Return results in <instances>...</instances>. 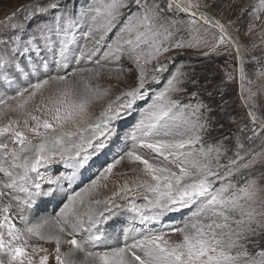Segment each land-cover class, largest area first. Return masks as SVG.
<instances>
[{"label": "snow or ice", "instance_id": "obj_1", "mask_svg": "<svg viewBox=\"0 0 264 264\" xmlns=\"http://www.w3.org/2000/svg\"><path fill=\"white\" fill-rule=\"evenodd\" d=\"M167 6L169 9L173 6L172 0ZM57 7L55 3H50L47 8L35 3L29 6L22 20L19 12L23 9L11 13L6 18V26L13 34L9 41H0V115L20 110L24 117L23 127L31 133L29 138L20 130L19 119L0 126V134H11L12 142L19 145L10 148L8 143H0V173L7 177L6 181H0V197L7 194L4 190L16 193L0 207V264H48L47 254L37 260V253H47V250L38 244H30L33 237L55 242L56 264H76L66 255L71 257L72 250L83 252L86 246L101 247L105 236L100 226L114 219L121 209L131 213L122 246L87 251L86 257L92 264H264V240L261 239L264 237V219L258 218L264 217V213L258 212L253 204L245 207L244 203L256 194L253 191L256 182L248 181L245 186L237 187L227 179L256 161L242 163L245 157L237 151L235 158L228 157L227 163H221L222 156L228 151L223 145L210 146L207 151L201 146L198 153L189 150L202 140L201 133L206 131L208 122H201L203 105H182L179 99H173V93L186 91L179 69L152 97V103L121 141L125 147L131 142V148L121 149L87 186L67 195L55 221L59 234L42 231L47 220L28 224L24 214L26 209L35 212L44 199L58 192L67 193L63 184L66 182L71 188L83 170L120 139V122L131 114L138 100L148 95L151 84L158 83L159 73L166 70L164 64H158L152 74L146 76L149 70L145 64L168 51L164 40L172 36L165 26L164 10L158 0H96L92 7L81 13L74 5L65 7L51 23L37 24L25 38L24 33L33 20ZM176 7L190 12L192 5L189 3L181 8L180 0H176ZM202 18L206 19L203 15ZM11 20L17 22L7 23ZM81 20L87 25L82 37L90 40L93 46L80 47L78 55H74L70 45ZM216 26L224 32V25L219 21ZM116 29V38L107 43L104 59L118 62L127 55L139 73L137 84L122 93L124 103L109 102L99 116L91 120L89 105L92 100L65 88L51 101L53 106L45 114L46 118L41 119L27 110L37 92L51 81L67 83L69 76L85 71L77 67L68 72V68L72 61L91 59L99 46L106 43L108 34ZM224 39L222 35L220 41ZM173 46L184 45L176 43ZM48 53L52 56L51 64ZM29 72L37 74L35 82L29 80L28 87H23L25 81L21 77ZM61 72L65 74L60 75ZM41 75L47 78L41 79ZM7 91H14L15 95L9 96ZM9 100L17 103L13 106L8 104ZM188 108L192 111L184 115ZM177 119L182 121L183 131L176 130L179 127ZM252 119L256 121L257 117L253 115ZM142 149L148 150L159 162L145 158ZM126 158L143 166L140 171L144 178L131 183L125 181L111 196L90 200L86 214L77 212V204L83 205L85 198L95 192L100 182L107 180L116 165ZM60 166L66 171L55 176L46 175L48 170ZM117 198L126 201V206L116 203ZM140 199L144 202L137 203ZM13 201L19 220L26 225L23 229L17 227L10 216ZM100 205L104 206L102 211ZM193 207L196 210L191 213V222L182 226L163 225L172 214ZM155 225H163L169 231H164L163 227L153 231ZM80 232L88 233L87 240L79 242L75 238ZM62 234L73 238L64 241ZM173 235L179 239L173 240ZM62 242L72 246L68 254L61 252ZM249 245L253 248L251 252Z\"/></svg>", "mask_w": 264, "mask_h": 264}, {"label": "rangeland", "instance_id": "obj_2", "mask_svg": "<svg viewBox=\"0 0 264 264\" xmlns=\"http://www.w3.org/2000/svg\"><path fill=\"white\" fill-rule=\"evenodd\" d=\"M187 1L194 5H199L198 8L216 18L224 25V32H221L218 27L206 23L188 12L178 9L175 0H172L173 6L170 9L167 6L169 0H158L161 8L164 10L165 26L172 32V36L164 40V46L168 48V51L162 52L157 59L145 64V68L149 70L146 76H150L152 70L155 69L158 64H164L166 70L159 73L158 83L151 84L147 89L148 95L143 100H138L133 110H131V114L120 122V139L116 140L107 151L101 154L89 167L83 170L77 181L73 182L74 187L68 188L66 182L63 184V187L68 189L67 193L87 186L91 180L98 175L103 165L112 160L113 155L120 152L121 149L127 151L128 148H131V142H128L127 147H125L121 141L126 138V133L136 124L142 113L146 111L148 106L152 103V97L165 87L167 80L179 69L183 74L181 79L183 80V87L186 91L173 93V99H179L182 105H203L201 109L203 113L202 123L209 119L213 122L219 117L222 119L223 123L228 125V127L220 126L217 136L210 133L208 135L206 129V131L201 133L202 140L189 150L198 153L201 146L207 151L210 146L217 147L223 145L228 151L226 156H222L221 163H227L228 157L235 158L234 154L237 151H239L240 156L245 157L242 163H249L255 159L256 162L249 168H241L239 172H234V174L227 179L237 187L245 186L248 181H255L256 187L253 191L256 194L252 197V200L244 202L245 207H247L248 204H253L258 212L264 213V125L260 124H264V3H262V0ZM95 2L96 0H0V41H9L12 36L13 33L11 29L6 26V18L18 9H23V11L19 12V19L22 20L23 17L27 15L30 5L39 3L45 8H47L50 3L58 5L56 9L49 10L45 16L33 20L31 27H28L27 31L24 33L26 38L35 30L37 24L42 22L51 23L65 7H72L74 5L76 11L81 13L87 8L92 7ZM16 22V20L7 21V23ZM84 31H87V25L81 20L76 30L74 42L72 46L70 45V50L74 55H78L77 49L80 47L87 45L88 48H91L93 46L90 40L86 41L82 37ZM116 31H118V29L108 34L106 43L99 46L97 52L91 59H84L81 62L72 61L71 67L68 68V72H72V69L77 67L85 71L69 76L67 83L51 81L48 85L44 86L42 90L37 92L36 96L27 105V110L31 111L33 115L40 116L41 119L46 118L45 114L48 109L53 106L51 101L58 98L60 92L65 88L74 90L79 96H88L92 100V103L89 105V118L91 120H95L109 102L115 101L124 103L125 98L122 97V93L130 90L137 84L139 73L138 69L128 59L127 55L122 56L118 62L111 58L107 60L104 59V50H106L107 43H111L112 40L116 38ZM226 32L227 36L231 38L234 44L226 37ZM222 35L225 36V39L220 41ZM176 43L183 44L184 46H173ZM205 53H208V55H205ZM238 53L242 59L243 68L242 66L239 67L240 60ZM255 55L260 56V59L256 58ZM196 57L222 58L220 65L211 68L212 71L216 70L215 77L218 76L220 88L221 85H226L222 87V95L228 93V98L220 105H215L214 103V105H209L204 99H201V92H205L206 96L214 97L211 90L215 89L217 84H208L204 86L196 83V75L202 74L203 70V66H199L202 64L198 62L197 64L194 63ZM47 59L49 60V64H51L52 56L50 53L47 54ZM97 60L100 61L99 64L96 63ZM244 62H249L251 64L248 72L245 70ZM52 74H55L54 67ZM59 74L64 75L65 73L61 72ZM36 75V73H33L32 78L29 79L32 83L35 82ZM40 78L45 79L47 77L41 75ZM21 80L25 81L22 86L28 87L29 80L24 76L21 77ZM193 81H195L194 84L192 83ZM231 86L236 88L235 93L232 92ZM227 87H229V89L225 91ZM192 93H196V95L193 96ZM6 94L14 96L15 92L7 91ZM89 94H93L94 96L90 97ZM118 97H120L119 101H117ZM16 103V100L8 101V104L13 106H15ZM191 111L192 108H188L184 115H188ZM179 115L178 113V116ZM253 115L257 117L256 121H253ZM23 118V114L20 110L15 112L8 111L0 115V126L6 125L9 120L19 119L21 122L20 130L24 131L25 134L31 138V133L23 127ZM176 124L179 126L176 130L183 131L182 121L180 119L176 120ZM12 141L13 137L11 134H0V143H8L10 148L19 146ZM240 145H243V148H240ZM141 154L145 155V158H148L151 162L158 163L154 155L148 150L142 149ZM131 163L133 164L131 165ZM138 167H140V169H138ZM142 167L143 166L138 163L129 162L127 158L124 159L120 164L116 165L113 174L109 176L107 180H102L97 190L85 198V203L83 205L77 204L76 211L83 215L84 213L82 212L89 210L88 202L90 200H103L105 197L111 196L112 192L116 191L125 181L131 183L133 180L143 179V174L140 171ZM41 171L44 172L45 170L41 169ZM65 171L63 166L58 168L54 167L48 170L46 175L55 176ZM6 179L7 177H5L3 173H0V181H6ZM108 183H110V185H108ZM45 189L47 190L46 187ZM4 191L8 192L7 190ZM60 193L61 192H58L53 196L54 205L51 207H49L51 201H47V198L44 199V201L41 202L42 206H39L35 212L31 213L32 220L29 222L34 224L42 223V219L35 222L36 216L42 213L48 214L49 216H52L54 213L57 215L63 203L67 200V193L62 192L66 195L65 197L62 196L61 200L58 198ZM2 200L7 201L8 199L6 197H0V204H7L6 202L2 203ZM143 202L142 199L137 201V203ZM116 203L126 206V201L120 200L119 198L116 199ZM103 208V205L99 206L101 211ZM15 209L16 207L13 205V209L10 212L13 222L16 226L20 225L22 228L26 227L25 223H21L19 220V213ZM195 210V207H193L191 209H185L181 213L172 214L164 220L163 225L175 224L182 226L185 222H191V213ZM117 215L120 218H118ZM117 215L115 216L116 220L110 221L107 227L106 225L100 226V230L103 234L106 228L110 229L114 227V230L116 228L117 240L115 238V242H118L112 247L122 246L125 240L124 229L130 226L128 219L131 213L121 209L117 212ZM57 218V216L52 219L48 217L47 221L51 219L52 222L55 223ZM258 218L264 219V217ZM85 219H87L86 215ZM163 225H155L153 231L160 230ZM136 227L139 228L140 225L137 224ZM163 230L169 231L167 227H163ZM52 234H59V232L54 230ZM86 235L88 236L87 232H80L75 234V238L79 242H83L85 241L84 236ZM62 236V239H65V241L73 238L66 234H62ZM104 236L105 239L100 248L92 246H90V248L86 246L87 248H85L83 252H75L72 250V246L69 245V248H66L67 250L62 253L68 254L70 250H72L73 255L71 257L66 255V258L75 260L76 264H92L86 257L87 251H105L107 247H111L105 244L106 241L111 240L108 233H105ZM136 238L139 239V237ZM171 238L176 240L179 239V236L173 235ZM261 239L264 240V237H261ZM29 242L30 244H38L40 247L44 248L41 243L42 241L34 237ZM113 242L114 241L111 240L110 243L112 244ZM128 242L131 243L132 241L128 240ZM249 251H253L251 245H249ZM40 255H45V253L38 252L36 256L37 260ZM48 264H52L50 260H48Z\"/></svg>", "mask_w": 264, "mask_h": 264}, {"label": "bare ground", "instance_id": "obj_3", "mask_svg": "<svg viewBox=\"0 0 264 264\" xmlns=\"http://www.w3.org/2000/svg\"><path fill=\"white\" fill-rule=\"evenodd\" d=\"M176 1V0H175ZM189 3L192 5V7H191V10H190V12H188V13H190V14H192V15H194V16H196V17H198V18H200V19H202L204 22H206V23H209V24H212V25H214V26H216V21H218L216 18H214L212 15H210V14H208V13H206V12H204V11H202L200 8H198V7H195L196 5H194L193 3H191V2H189V1H187V0H180V4H181V8H183V7H185V6H188L189 5ZM202 15H203V17H206V19L205 18H202ZM217 27V26H216ZM226 36H227V32H226ZM228 37V36H227ZM230 40V39H229ZM231 41V40H230ZM49 54V53H48ZM51 58V57H50ZM239 67H241V65H239ZM32 76H33V73L32 72H29L28 73V75L27 76H24L26 79H30V78H32ZM242 79V78H241ZM25 80V79H24ZM240 83L242 84V82L240 81ZM97 86V85H96ZM90 95V97H93L94 95L93 94H89ZM155 161V160H154ZM158 161V160H157ZM129 162H131V161H129ZM159 162V161H158ZM133 163H131V165H132ZM138 169H140V167H138ZM108 185H110V183H108ZM75 189V188H74ZM46 190V189H45ZM73 191H78V189L76 190H73ZM7 194L4 196V197H6L8 200L7 201H5V200H2L3 202L2 203H4V202H6V203H8L10 200H11V196L12 195H15L16 193L15 192H6ZM71 193H72V191H70V192H68L67 193V195H71ZM61 194V195H60ZM59 194V199L61 200L62 199V196L63 197H65V195L66 194H63L62 192ZM66 195V196H67ZM53 198V199H52ZM51 199H49V198H47V201L49 200V201H51V203H49V204H51L49 207H51V206H53L54 205V197H52ZM58 198H56V199H58ZM53 200V201H52ZM59 200V201H60ZM44 201V200H43ZM42 201V202H43ZM13 203V205H15V202L13 201L12 202ZM4 205V204H3ZM3 205L2 204H0V207H3ZM39 206H42V204L40 203L39 204ZM17 212H18V210L17 209H15ZM51 210V209H50ZM58 210V209H57ZM32 212H34L32 209H26L25 210V216H26V218H27V220H28V224L29 225H31V224H34V223H32V222H29V221H31L32 220ZM59 212V211H58ZM88 212V210H86L85 212H82V213H84V214H86ZM58 214V213H57ZM57 216L56 215V213H54L52 216H49L48 214H45V213H42V214H39V216H36L37 218H35V222H38V220H41L42 219V221L44 222L45 220H47V218L48 217H50L51 219L53 218V217H55V216ZM118 216V215H117ZM118 218H120L119 216H118ZM49 220L48 221V223L47 224H45L44 225V227H43V229H42V231L45 233V234H49V233H53V231L55 230V231H58V226L55 224V223H53L52 222V220ZM112 220H116L115 218L114 219H112ZM112 220H110V221H112ZM129 220V219H128ZM42 222V223H43ZM22 223V222H21ZM19 225V224H18ZM103 226H105L106 225V227L109 225V222L107 223V224H102ZM24 226V225H23ZM17 227H19V228H22L20 225L19 226H17ZM112 227V226H111ZM114 228V227H113ZM113 228H110V229H107L106 228V230H105V232H104V234L105 233H108V236L111 238V240H113L114 242L111 244L110 242H111V240L110 241H106V243L105 244H107V246H115L116 244H117V242L118 241H116L115 242V238H116V240H117V231H116V228H115V230L113 229ZM23 229V228H22ZM116 236V237H115ZM63 237V236H62ZM87 235L86 236H84V239L85 240H87ZM112 238H114V239H112ZM62 240H64L65 241V239H62ZM40 241V240H39ZM42 243V245H43V247H44V249H46L47 250V253H45V254H47L48 256H49V259L48 260H50L51 261V263L52 264H55V262H56V260H55V256H56V252H55V248H56V244H55V242L54 241H42L41 242ZM103 243V242H102ZM114 244V245H113ZM88 247H90V246H88ZM69 248V244H67V243H63L62 242V244H61V252H65L67 249ZM85 248H87V247H85ZM91 248V247H90ZM96 248V247H95ZM100 248V247H99ZM91 250V249H90ZM98 251H102V250H98ZM41 256V255H40Z\"/></svg>", "mask_w": 264, "mask_h": 264}, {"label": "trees", "instance_id": "obj_4", "mask_svg": "<svg viewBox=\"0 0 264 264\" xmlns=\"http://www.w3.org/2000/svg\"><path fill=\"white\" fill-rule=\"evenodd\" d=\"M258 55H255V57L260 59V56H258ZM221 60H222V58H218V57H216V58H213V57H210V58L198 57L197 58L196 57V60L194 61V63H196V64H197V62L202 64L199 66H203L202 74L196 75V83H198L199 85H204V86L208 85V84H215V85L217 84L215 86V89L211 90L212 94H214V97L206 96L205 92L200 93V97H202L201 99H204L207 102V104H209V105H214V104L220 105L222 102H224L228 98V93H224V95H222V93H221L222 87H225L226 85H221V88H220V85L218 83V76L215 77L216 76V70H214V71L211 70V68L213 66L220 65ZM209 66H211V67H209ZM244 66H245L246 72H248L249 66H251V64L249 62H244ZM209 72H212V73H209ZM228 89H229V87H227L225 89V91H227ZM231 89H232V92H234V93L236 92V88L234 86H231ZM207 122H208V127H207L208 135L210 133V134H214V136H217L220 126L228 127V125L223 123L222 119L219 117H218V119L214 120L213 122L210 119Z\"/></svg>", "mask_w": 264, "mask_h": 264}, {"label": "water", "instance_id": "obj_5", "mask_svg": "<svg viewBox=\"0 0 264 264\" xmlns=\"http://www.w3.org/2000/svg\"><path fill=\"white\" fill-rule=\"evenodd\" d=\"M227 37V36H226ZM228 39H230L231 40V38L228 36L227 37ZM232 43H233V41H231ZM234 44V43H233ZM238 57H239V60H240V65L242 66V68H243V64H242V59H241V57H240V54L238 53ZM261 125H264V124H262V123H260Z\"/></svg>", "mask_w": 264, "mask_h": 264}]
</instances>
